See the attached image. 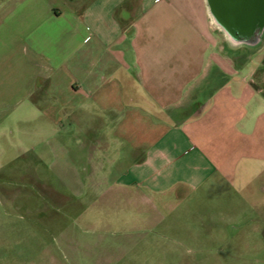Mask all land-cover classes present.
Listing matches in <instances>:
<instances>
[{
    "label": "crops",
    "instance_id": "obj_1",
    "mask_svg": "<svg viewBox=\"0 0 264 264\" xmlns=\"http://www.w3.org/2000/svg\"><path fill=\"white\" fill-rule=\"evenodd\" d=\"M23 100L38 159L154 225L169 196L264 203V0H0V102Z\"/></svg>",
    "mask_w": 264,
    "mask_h": 264
},
{
    "label": "rangeland",
    "instance_id": "obj_2",
    "mask_svg": "<svg viewBox=\"0 0 264 264\" xmlns=\"http://www.w3.org/2000/svg\"><path fill=\"white\" fill-rule=\"evenodd\" d=\"M44 121L30 100L0 102V264H264V203L242 212L233 191L169 196L154 225L95 191L84 180L94 166L64 164L61 150L38 159L50 148L36 133Z\"/></svg>",
    "mask_w": 264,
    "mask_h": 264
}]
</instances>
